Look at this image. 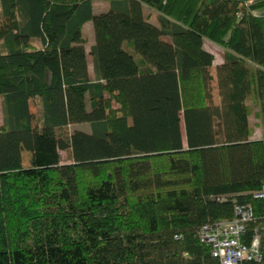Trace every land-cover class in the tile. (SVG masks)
Returning <instances> with one entry per match:
<instances>
[{"label": "trees", "instance_id": "obj_1", "mask_svg": "<svg viewBox=\"0 0 264 264\" xmlns=\"http://www.w3.org/2000/svg\"><path fill=\"white\" fill-rule=\"evenodd\" d=\"M110 1L0 0V264H219L237 204L264 264V0Z\"/></svg>", "mask_w": 264, "mask_h": 264}, {"label": "built area", "instance_id": "obj_2", "mask_svg": "<svg viewBox=\"0 0 264 264\" xmlns=\"http://www.w3.org/2000/svg\"><path fill=\"white\" fill-rule=\"evenodd\" d=\"M251 2V1H250ZM256 16H264V6L252 11ZM253 198L264 199V183L251 192ZM233 218L227 221L207 223L200 229V239L211 247L212 255L219 264H244L247 261L260 262V236L254 232L252 238L243 240L246 226L254 218L253 209L246 204L234 206Z\"/></svg>", "mask_w": 264, "mask_h": 264}, {"label": "rangeland", "instance_id": "obj_3", "mask_svg": "<svg viewBox=\"0 0 264 264\" xmlns=\"http://www.w3.org/2000/svg\"><path fill=\"white\" fill-rule=\"evenodd\" d=\"M111 6V1L110 0H93V11L94 13L98 14L101 12H105L107 10H109ZM145 12L146 15L150 17V20L154 23H157V19H156V15L154 13V11L149 8L146 7L145 8ZM83 33L87 36L88 38V43H87V50L90 49L94 43H95V36H94V27H93V23L92 22H88L87 25L84 27L83 29ZM205 47L214 54L215 58L217 60H220L222 57V53H223V48L220 47L219 45L215 44L213 41L211 40H206L205 43ZM137 56V54H136ZM88 59L90 61V65H91V56L88 54ZM1 101H2V96L0 95V115H1ZM32 108V112L36 113V107H35V103L34 101H32L31 104ZM253 111L256 110V108H252ZM253 113L250 114L249 116V127L252 130V137L253 138H259L261 137V129H260V125L257 119L253 118ZM70 131H72L73 129H81V130H86V131H90V124L89 123H81V124H76L73 126H70L68 128ZM22 159H23V164L28 167L30 165L33 164V157H32V153L30 151H27L26 149H24L22 147ZM62 157L64 161H69V156H68V152L67 151H62Z\"/></svg>", "mask_w": 264, "mask_h": 264}, {"label": "crops", "instance_id": "obj_4", "mask_svg": "<svg viewBox=\"0 0 264 264\" xmlns=\"http://www.w3.org/2000/svg\"><path fill=\"white\" fill-rule=\"evenodd\" d=\"M88 23V22H87ZM87 23H85L84 24V26H83V29H84V27L87 25ZM85 35V34H84ZM86 36V35H85ZM87 37V36H86ZM88 43V42H87ZM86 49H87V46H86ZM91 49V48H90ZM90 49H88L87 51H88V53H89V51H90ZM90 55V54H89ZM91 56V55H90ZM222 62V57H221V59L220 60H217L216 58H215V60H214V64H220ZM88 65H89V73H90V75L91 76H93V60H92V56H91V65H90V61H89V59H88ZM34 103H35V101H34ZM31 108H32V106H31ZM254 112H255V110L253 111V109L251 110V113H253L252 115H253V118L254 119H257L258 120V122H259V119L256 117V115L254 114ZM250 113V114H251ZM250 114H249V116H250ZM249 116H248V118H249ZM248 123H249V119H248ZM259 125H260V123H259ZM260 129H261V127H260ZM261 136H262V132H261ZM261 138V137H260ZM251 139H255V138H253L252 137V135H251ZM256 139H259V138H256Z\"/></svg>", "mask_w": 264, "mask_h": 264}]
</instances>
